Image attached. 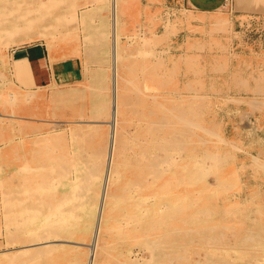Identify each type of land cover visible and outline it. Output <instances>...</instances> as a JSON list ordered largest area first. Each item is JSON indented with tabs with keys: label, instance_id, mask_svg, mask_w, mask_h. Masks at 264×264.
Listing matches in <instances>:
<instances>
[{
	"label": "rangeland",
	"instance_id": "obj_1",
	"mask_svg": "<svg viewBox=\"0 0 264 264\" xmlns=\"http://www.w3.org/2000/svg\"><path fill=\"white\" fill-rule=\"evenodd\" d=\"M33 1L0 0V37L16 35L0 47V253H13L8 264H72L76 253L35 247L75 244L68 232L86 209L92 216L108 133L110 14L99 0ZM118 9L119 176L97 264H264V16L234 17L228 6L196 15L159 0ZM20 10L36 14L17 20ZM167 23L173 31L156 42ZM38 41L79 55L82 81L36 92L20 84L10 48ZM37 103L48 110L17 114ZM169 176L183 201L166 202ZM38 235L59 241L22 244Z\"/></svg>",
	"mask_w": 264,
	"mask_h": 264
},
{
	"label": "bare ground",
	"instance_id": "obj_2",
	"mask_svg": "<svg viewBox=\"0 0 264 264\" xmlns=\"http://www.w3.org/2000/svg\"><path fill=\"white\" fill-rule=\"evenodd\" d=\"M39 3H40L39 0L33 1V4H35V5H33L32 8H34L36 5H39ZM100 3H101V5H100ZM119 3H120V0H99L100 6H102V7L108 6V11L110 14L109 31H108V34L110 37V39H109L110 43H109L108 54H109V63H110L109 66L111 67V69L110 68L109 69L112 72V78H111L112 81L110 80L112 83V86H110L111 87V95L109 97L108 114H107V120H106V127L108 128V133H107L106 140H105L104 155H103L101 170H100L99 174L97 176H95V179H97L96 183H95L97 186V189H96V193L94 194V198L96 199V203L94 204V208L92 210V216H91V210L86 209V211L84 213V215H85L84 219L82 221H80L78 223V225L76 223V225L74 226L75 227L74 234L71 232V229L68 232V235L66 237L68 239L75 238V239H77V241L76 242H72L70 240H64V241L72 242L75 244H72V245L69 244L70 246H49V247H43V248L35 247L36 248L35 251H37V252L42 251L47 256H49L52 253L62 251V252H64L63 254L66 255L65 257L68 258V254L70 255V253L71 254L76 253L77 254L76 257H73V256H72L73 258L71 257L72 258L71 259L72 264H97V261L100 257V252L102 250V248H101L102 243L104 242L103 232H104V230H106V228L110 224V215L108 212H109L111 207H110L109 203L113 199V192H114L113 189L115 187L114 185L116 184V182L118 180L117 177L119 176V171H118L117 163H116V156H117V150H118V146H119V142H120V136L119 135H120L121 125H122L123 107H122V98H121L122 94L120 92H118V87H116L117 83L114 84V79H113V74L115 73L117 58L119 57V53H120L119 46L116 42L117 32H118V28H119V13H120V12H118L119 11V9H118ZM15 6H18V5H14L13 7H15ZM20 11L21 12L18 15H16V18L18 17L17 20H20L19 17L21 19H23V16L28 17V16H31V14H36L34 12V10H30L28 13L25 12V14L22 12V10H20ZM15 14L13 16L14 18H15ZM164 29H165L164 31H166L164 34L165 37L162 35H157V36L154 35V36H156V38H154L156 40V42L164 40L167 37V35L173 31L172 30L173 26L170 25L169 23H167L166 25H164ZM28 31L29 32L24 35V37L27 40H30L33 42V40L40 37L39 36L40 34L38 35L39 30L31 28ZM2 33L4 34L6 32H0V34H2ZM9 35L4 36L2 38L0 37V47H4L5 45H8L9 41L12 39V37L13 36L16 37V35H14V34H9ZM152 36L153 35L148 37V42H150V43H152L151 42V40L153 38ZM145 40H147V39H145ZM147 44H149V43H147ZM17 45H19V44H17ZM3 116H5V114L0 113V117H3ZM178 120H180V119H178ZM188 124L186 123V125H188ZM194 126H196V125H194ZM202 133H204V130ZM205 133H206V131H205ZM206 134L209 135V133H206ZM162 167H163V165H162ZM83 168H84V166H83ZM89 174H91V173H89ZM160 175H162V174H160ZM207 175L208 174H206V176ZM86 176L90 177V175H87V174H86ZM84 177L85 176H83V178ZM83 178L81 177L79 179L82 180ZM171 178L172 177L169 176L165 180H162V183H161L163 186L169 187V189L167 190V194L170 193L172 195L171 197L167 196L168 199L166 200V202H169V203L181 202L185 198L186 194H184V192L182 190V186L179 189L180 183L178 185L176 182H175L176 184H172V181H176V180L173 178L171 179ZM86 179H88V178H86ZM205 179H206V177H205ZM84 180H85V178H84ZM82 183H83V181H82ZM86 183L87 182L85 180V184ZM82 185H84V184H82ZM176 185L178 187L177 189H176ZM79 186H81V185L78 184L75 187H79ZM87 186L85 188H88ZM173 186H175L174 190H176V192H171ZM75 187H73V188H75ZM85 188H83V189H85ZM75 190H76V188H75ZM77 190H78V188H77ZM79 190L81 191V188ZM83 191H85V190H83ZM72 192L70 194H72ZM86 193H87V191H86ZM172 193H174V194H172ZM75 196L77 197L78 195L75 194ZM81 197H80V199H81ZM64 201H65V199H64ZM86 205H88V203H86ZM167 207H169V206H167ZM59 222H63V220H59ZM55 238L49 239L47 236H45V237L40 236L39 237V235H38V237L35 239L34 238L27 239L26 238V241H28V242H23L22 244L30 246L32 244H43L45 242L54 243L55 241H59L58 239H55ZM30 247H32V246H30ZM27 249H31V248L28 247ZM17 251H20V250H17ZM13 256H14L13 253H11L9 251L0 253V264H8L10 262V260L13 259ZM138 257L139 256L137 254H133V253L130 254V258H129L130 263L136 262V260H138Z\"/></svg>",
	"mask_w": 264,
	"mask_h": 264
},
{
	"label": "crops",
	"instance_id": "obj_3",
	"mask_svg": "<svg viewBox=\"0 0 264 264\" xmlns=\"http://www.w3.org/2000/svg\"><path fill=\"white\" fill-rule=\"evenodd\" d=\"M172 7H186L196 15H206L223 7L228 9L234 17L264 16V0H159ZM26 44V45H25ZM10 48L11 57L9 70L24 87L30 91L47 86H67L79 83L83 79V61L79 55H66L68 51L52 49L49 51L42 41L25 43ZM28 44V45H27ZM16 91V90H15ZM47 107L37 103L35 105H20L17 114L29 116L31 113L46 111ZM48 110V109H47ZM29 121V120H28ZM31 123V122H30ZM0 219V232L2 224Z\"/></svg>",
	"mask_w": 264,
	"mask_h": 264
}]
</instances>
